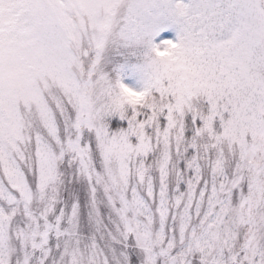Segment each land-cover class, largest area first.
I'll return each instance as SVG.
<instances>
[{"label": "snow or ice", "instance_id": "snow-or-ice-1", "mask_svg": "<svg viewBox=\"0 0 264 264\" xmlns=\"http://www.w3.org/2000/svg\"><path fill=\"white\" fill-rule=\"evenodd\" d=\"M0 264H264V0H0Z\"/></svg>", "mask_w": 264, "mask_h": 264}, {"label": "rangeland", "instance_id": "rangeland-1", "mask_svg": "<svg viewBox=\"0 0 264 264\" xmlns=\"http://www.w3.org/2000/svg\"><path fill=\"white\" fill-rule=\"evenodd\" d=\"M164 35H165L166 37H170V36H174V33H172V32H167V33H164ZM124 83L128 84L129 86H134V87H136L138 90H139V88H140V85H138V84L136 83V81L133 80V79H127V80L124 81Z\"/></svg>", "mask_w": 264, "mask_h": 264}]
</instances>
